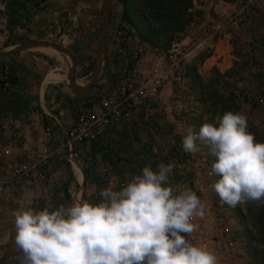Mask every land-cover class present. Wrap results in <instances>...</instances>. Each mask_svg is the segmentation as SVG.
Wrapping results in <instances>:
<instances>
[{
	"label": "rangeland",
	"instance_id": "obj_1",
	"mask_svg": "<svg viewBox=\"0 0 264 264\" xmlns=\"http://www.w3.org/2000/svg\"><path fill=\"white\" fill-rule=\"evenodd\" d=\"M223 1L226 3L189 0L182 29L171 36L164 32L155 37L138 0H111L105 54L101 57L104 67L84 94L69 89L66 76L71 60L62 52L31 46L0 58V96L17 90L10 65L18 60L20 67L24 65L23 71L32 75L36 88L47 82V74L58 73L64 95L57 105L47 103L43 110L33 103L21 117L19 135L2 138L11 153L0 163L4 169L0 173V264H19L12 213L21 203L29 206L31 201L34 210L46 204L51 208L68 206L76 194L100 203L101 190L109 186L120 190L132 176L141 174L143 167L155 171L160 163L173 164L170 186L179 179L178 185L191 188L202 203L207 200L203 215L191 220L195 231L188 239L198 246L207 245L219 264H264V207L221 203L211 187L218 177L209 175L215 157L208 147L197 143L206 160L182 148V133L187 127L193 126L198 132L203 123H215L216 117L228 110L244 113L248 131L257 142H264V7L255 9L245 22L234 24L227 16L243 0ZM102 2L0 0V52L26 40L62 45L75 58V84L84 86L96 56ZM200 4L217 15L223 7L224 14L228 13L224 32L211 26L215 19H204ZM181 37L189 46L201 41L189 52L180 79L169 73L154 97L137 98L134 105L125 106L129 109L126 118L105 121L99 132L92 129L86 137L71 140L69 162L66 137L85 115L101 117L111 92L125 84L135 88L152 76V70L165 68L162 60L156 65L155 57L159 59L170 41ZM212 53L223 55L226 65L230 59L229 69L224 74L197 72ZM54 94L49 91L48 99ZM146 104L148 110L142 106Z\"/></svg>",
	"mask_w": 264,
	"mask_h": 264
},
{
	"label": "clouds",
	"instance_id": "obj_2",
	"mask_svg": "<svg viewBox=\"0 0 264 264\" xmlns=\"http://www.w3.org/2000/svg\"><path fill=\"white\" fill-rule=\"evenodd\" d=\"M197 141L215 157L211 187L230 207L253 203L264 207V142L248 131L247 116L228 110L215 123L182 133L186 153L199 151ZM173 164L149 166L120 190L100 192L91 203L76 194L70 205L34 210L23 203L13 211L19 264H219L207 245L187 237L204 205L188 187L170 186Z\"/></svg>",
	"mask_w": 264,
	"mask_h": 264
},
{
	"label": "built area",
	"instance_id": "obj_3",
	"mask_svg": "<svg viewBox=\"0 0 264 264\" xmlns=\"http://www.w3.org/2000/svg\"><path fill=\"white\" fill-rule=\"evenodd\" d=\"M192 2L195 3V0H192ZM261 7H264V0L240 1L238 9L229 14V16H227V20L234 24L241 23L248 16H250L255 9ZM195 46V42L192 43V46H189L188 42L183 37L171 40L163 55L159 59L155 57L156 65H160L159 61L162 60L166 63L165 68L152 70V76L143 84L135 88L132 87L131 84H125V86H122L120 90L111 92L107 101L103 104L105 106V110L103 111L101 117L99 115L94 118L93 114L85 115V119L78 124L76 130L71 132L66 137L68 144V152L66 154L67 160L72 162V152L70 147L71 140H80L83 137H86L92 129L99 132L101 127L108 120L126 118L128 116L129 109L125 106L134 105L137 98L147 97L148 99H151V97H154L159 90V84L164 82L169 73L172 78L177 80L180 79L183 72V66L187 61V56ZM128 99L132 101L131 104L127 103ZM120 111L123 112L120 113ZM106 116H110V118L107 119L108 117ZM21 117V114L11 113L3 109L0 110V163L4 162L11 153V148L6 142H3L2 138L5 136L9 137L11 135L16 137L19 135ZM3 170L4 169L0 166V173ZM2 188L3 185L0 183V190ZM224 230L227 229L224 228Z\"/></svg>",
	"mask_w": 264,
	"mask_h": 264
},
{
	"label": "crops",
	"instance_id": "obj_4",
	"mask_svg": "<svg viewBox=\"0 0 264 264\" xmlns=\"http://www.w3.org/2000/svg\"><path fill=\"white\" fill-rule=\"evenodd\" d=\"M195 2H199V0H195ZM221 3H226V2L221 0ZM205 6H206L205 4L199 5V9L201 10V15H204L203 17H204V19L206 18V20H210L212 18L215 19L213 22H210L211 26L214 27L215 29L216 28L220 29L219 32H224L223 29H225L227 26L226 25L227 21L225 20L224 17H226V15H228V13L224 14V10L222 7V9H221L222 12L220 11V13L217 15L215 12L207 10L208 8L205 9L204 8ZM243 22H245V20H243L241 23H243ZM218 26H220V27H218ZM207 31H209V28H207ZM208 34H210V33L208 32ZM208 34H207V37L206 36L204 37L205 39L209 37ZM204 38H203V40H204ZM218 39H219V37H218ZM200 41H197L196 44L199 43ZM215 45H216V43H215ZM214 49H215V46H213V50ZM212 58H214V59L211 61ZM228 61H229V64L231 65V60L229 59ZM19 62L20 61L18 60L15 63H12V65H10L11 72L16 77V80H17L16 85L18 86V88L14 93L11 92L10 94H2L3 96L0 98L1 100H3L2 101L3 104L0 103L1 109L7 110L6 109L7 105L12 103L11 100H13V98H12L13 95L18 96L20 100H23V106L22 107L25 110H23V112L19 113L22 116L24 114L28 113L27 111L31 108L33 103H36L38 105V107L43 110L45 108H48L47 103L49 105H51V103L54 102V105H57V103L61 100V98L62 97L64 98V95L61 94L63 86L59 85L60 82H59V79L57 78L58 73L53 74L56 76V78L53 81L52 80H50L49 82L47 81L43 84V86L36 88L33 85L34 81H33V78L31 77L32 75L26 74L25 71H23L24 68H21L24 65L20 67V65L18 64ZM225 62H226V60L224 59L223 55L216 56L214 53H212L211 55H208L203 60L201 67L199 68V70H197V72H199L201 74L205 73L208 75L209 71L212 70L214 72L224 74L230 67V65H226ZM204 65H206V66H204ZM49 91H51L52 93H55L53 98L48 99L47 95H48ZM16 106L18 108H22L21 105L20 106L16 105ZM142 106L145 108V110L149 109V104L142 105ZM137 110H139V108ZM197 143H199V141H197ZM197 145H198L199 151H197L196 158L199 160L200 159L206 160V157H205L204 153L202 152L200 145L199 144H197ZM208 152H209V150H208ZM206 166H207V164H206ZM208 169H209V167H208ZM178 172L180 173L182 171H178ZM115 174H116V172H115ZM176 180H177L176 183L179 184V179H176ZM178 184L172 183V186L175 187ZM203 202H204L203 203L204 208H207V206H206L207 200L205 199ZM221 203L225 204L224 202H221Z\"/></svg>",
	"mask_w": 264,
	"mask_h": 264
},
{
	"label": "trees",
	"instance_id": "obj_5",
	"mask_svg": "<svg viewBox=\"0 0 264 264\" xmlns=\"http://www.w3.org/2000/svg\"><path fill=\"white\" fill-rule=\"evenodd\" d=\"M138 2L142 16L151 27L155 37L164 32L171 36L172 33L181 30L189 14L187 13V9L190 8L189 0H138ZM123 16L126 14L124 13ZM12 98V103L7 105V111L16 114L23 112L25 110L22 107L23 100L15 95ZM16 105H21L22 108Z\"/></svg>",
	"mask_w": 264,
	"mask_h": 264
},
{
	"label": "water",
	"instance_id": "obj_6",
	"mask_svg": "<svg viewBox=\"0 0 264 264\" xmlns=\"http://www.w3.org/2000/svg\"><path fill=\"white\" fill-rule=\"evenodd\" d=\"M110 2L111 0H103L102 2L96 56H95V60H94V64H93L90 77L84 86H79L75 84L74 79H73L74 68H75V58L72 56V54L67 48L57 43L45 41V40H26L14 46L10 50L0 52V58L12 55L13 53L17 51L23 50L31 46L49 45L53 47L55 50L66 54L71 60V65H70L69 71L67 72V76H66L67 85L69 89L75 94H84L88 92L91 86L98 80L99 75L100 73H102L101 71L103 70V67H104V62L101 63V57H104V54H105V39H106V32L108 28Z\"/></svg>",
	"mask_w": 264,
	"mask_h": 264
},
{
	"label": "bare ground",
	"instance_id": "obj_7",
	"mask_svg": "<svg viewBox=\"0 0 264 264\" xmlns=\"http://www.w3.org/2000/svg\"><path fill=\"white\" fill-rule=\"evenodd\" d=\"M40 46L41 48L45 49V50H53L54 48L49 46V45H37ZM55 50V49H54ZM55 77L52 74H47L46 75V80L49 82L50 80H54ZM62 82V81H61Z\"/></svg>",
	"mask_w": 264,
	"mask_h": 264
}]
</instances>
